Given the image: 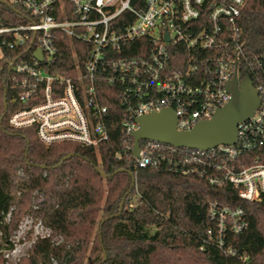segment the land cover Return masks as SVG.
<instances>
[{
  "label": "built area",
  "instance_id": "built-area-1",
  "mask_svg": "<svg viewBox=\"0 0 264 264\" xmlns=\"http://www.w3.org/2000/svg\"><path fill=\"white\" fill-rule=\"evenodd\" d=\"M246 2L7 0L19 11L17 23L0 17V71L5 90L24 105L10 114L9 125L34 128L47 145L99 147L111 139L105 100L115 96L122 136L139 167L198 175L213 186L232 185L243 200H260L264 162L244 153L264 144V52L246 62L240 25ZM69 48L71 54L62 53ZM244 71L253 76L261 103L239 124L237 143L204 150L143 139L133 155L140 116L171 108L178 130L189 131L230 100L226 84L234 75L241 81ZM209 207L219 248L229 229L246 231L242 207L218 201ZM226 251L234 252L231 246Z\"/></svg>",
  "mask_w": 264,
  "mask_h": 264
},
{
  "label": "trees",
  "instance_id": "trees-1",
  "mask_svg": "<svg viewBox=\"0 0 264 264\" xmlns=\"http://www.w3.org/2000/svg\"><path fill=\"white\" fill-rule=\"evenodd\" d=\"M18 11L0 0L4 21L17 23ZM240 17L247 62L264 52V0H247ZM247 75L253 79L246 71L240 77ZM7 85L0 71V264L23 213H32L52 233L34 241L17 264H264V195L243 200L229 184L220 188L198 175L139 167L122 136L115 113L122 106L115 96L105 100L112 134L106 144L47 145L34 128L9 125L10 114L24 105ZM67 155L72 156L59 164ZM244 157L264 162V144ZM35 192L43 194L37 206ZM211 201L242 207L249 223L241 234L229 229L224 248L209 218ZM57 236L62 241L55 242ZM229 246L233 253H227Z\"/></svg>",
  "mask_w": 264,
  "mask_h": 264
},
{
  "label": "water",
  "instance_id": "water-1",
  "mask_svg": "<svg viewBox=\"0 0 264 264\" xmlns=\"http://www.w3.org/2000/svg\"><path fill=\"white\" fill-rule=\"evenodd\" d=\"M36 54L40 56V51L38 50ZM226 86L231 94L230 100L223 107L218 108L209 120L200 121L189 131L178 130L177 115L171 108L140 116L137 120L139 129L134 133L133 155L138 156L143 139L159 140L178 147L204 150H210L218 145L227 146L237 143L239 124L252 117L261 102L258 90L248 76L238 81L237 76L234 75ZM4 110L3 116L8 111L6 99ZM71 156H65L59 164ZM134 184L135 180L132 186Z\"/></svg>",
  "mask_w": 264,
  "mask_h": 264
},
{
  "label": "rangeland",
  "instance_id": "rangeland-1",
  "mask_svg": "<svg viewBox=\"0 0 264 264\" xmlns=\"http://www.w3.org/2000/svg\"><path fill=\"white\" fill-rule=\"evenodd\" d=\"M33 195V204L37 206L41 202L43 194L35 192ZM97 225L98 224L95 225L96 231L98 230ZM51 233V230L32 213H23L17 228L13 231V234L10 237L12 248H6L3 250V256L6 260L5 264H17L23 256L29 254L32 247L31 245L34 241L40 238V236L48 237ZM53 240L55 242H60L62 241V237H53ZM8 253L9 256H6Z\"/></svg>",
  "mask_w": 264,
  "mask_h": 264
}]
</instances>
